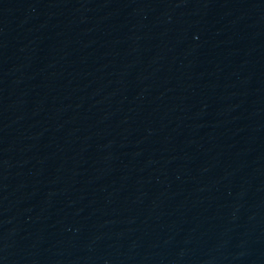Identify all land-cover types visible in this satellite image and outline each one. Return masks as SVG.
Segmentation results:
<instances>
[{"label": "water", "instance_id": "95a60500", "mask_svg": "<svg viewBox=\"0 0 264 264\" xmlns=\"http://www.w3.org/2000/svg\"><path fill=\"white\" fill-rule=\"evenodd\" d=\"M0 264H264V0H0Z\"/></svg>", "mask_w": 264, "mask_h": 264}]
</instances>
